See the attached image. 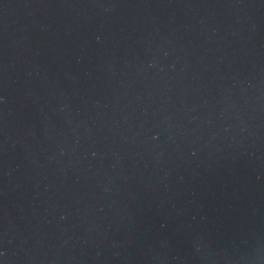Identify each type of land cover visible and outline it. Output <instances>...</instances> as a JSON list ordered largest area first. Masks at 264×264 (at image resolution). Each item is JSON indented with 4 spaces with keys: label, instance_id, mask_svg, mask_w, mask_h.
Listing matches in <instances>:
<instances>
[{
    "label": "water",
    "instance_id": "1",
    "mask_svg": "<svg viewBox=\"0 0 264 264\" xmlns=\"http://www.w3.org/2000/svg\"><path fill=\"white\" fill-rule=\"evenodd\" d=\"M0 264H264V0H0Z\"/></svg>",
    "mask_w": 264,
    "mask_h": 264
}]
</instances>
